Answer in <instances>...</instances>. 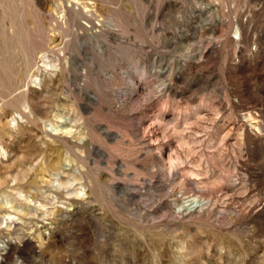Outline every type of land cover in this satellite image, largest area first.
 <instances>
[{
	"label": "rangeland",
	"instance_id": "1",
	"mask_svg": "<svg viewBox=\"0 0 264 264\" xmlns=\"http://www.w3.org/2000/svg\"><path fill=\"white\" fill-rule=\"evenodd\" d=\"M0 2V264H264V0Z\"/></svg>",
	"mask_w": 264,
	"mask_h": 264
},
{
	"label": "bare ground",
	"instance_id": "2",
	"mask_svg": "<svg viewBox=\"0 0 264 264\" xmlns=\"http://www.w3.org/2000/svg\"><path fill=\"white\" fill-rule=\"evenodd\" d=\"M3 1V0H2ZM8 2H10V1H8ZM1 3V2H0ZM79 3V2H78ZM91 3V2H90ZM88 4V3H87ZM87 4H85L84 5V8L86 7V5ZM7 5V4H6ZM0 6H2V5H0ZM76 6H77V4H76ZM90 6V5H89ZM13 7V6H12ZM11 7V8H12ZM75 7V6H74ZM91 7H93V6H91ZM5 8V7H4ZM7 9H8V7H7ZM71 9V8H70ZM76 9V8H75ZM77 9H78V7H77ZM86 10V12L87 11H90L91 9L90 8H88V7H86L85 8ZM2 10H4V9H2ZM1 10V11H2ZM69 10V9H68ZM6 11V10H5ZM13 11V10H12ZM2 13V12H1ZM81 13V12H80ZM79 13V14H80ZM83 13V12H82ZM85 13V12H84ZM10 14V13H9ZM8 14V15H9ZM85 15V14H84ZM1 17V16H0ZM10 17H11V15H10ZM13 17V16H12ZM84 17V16H83ZM11 19V18H10ZM4 19L2 18V21H3ZM13 20V19H12ZM14 21H16V20H14ZM10 22H11V20H10ZM17 23V22H16ZM8 25V24H7ZM6 25V26H7ZM15 25V24H14ZM5 26V25H4ZM3 26V27H4ZM5 26V27H6ZM12 26V25H11ZM11 26H9V27H11ZM13 29H14V27H12ZM3 29V28H2ZM4 30V29H3ZM12 30V29H11ZM2 31V30H1ZM11 32V34L10 35H12V31H10ZM2 33V32H1ZM6 33V32H5ZM8 34H9V32H8ZM3 35V34H2ZM4 35H6V34H4ZM9 35V36H10ZM14 35V34H13ZM8 36V35H7ZM6 38V37H5ZM27 52V51H26ZM35 54V53H34ZM26 57V56H25ZM40 58H41V61H42V63L45 65V66H50V67H56L57 66V64H56V62H54V60H52V59H50L47 55H46V53H41L40 54ZM35 61V60H34ZM33 59L32 60H27L26 62H25V65H24V68L22 69L21 67V69L23 70V77L24 78H26V79H30L31 81H35L36 80V76H35V73H33V71H31V68L32 67H34L35 65H33ZM36 64V63H35ZM17 69H19V68H17ZM16 69V70H17ZM22 70H20V71H22ZM19 71V70H18ZM19 73V72H18ZM20 77V76H19ZM20 79H21V77H20ZM16 80V79H15ZM2 85V84H1ZM5 87V86H4ZM4 87L2 88V89H4ZM18 87L19 86H15L12 90L11 89H9L8 91H10V93H11V91L13 92V90L14 89H18ZM5 88H7V87H5ZM4 90H6V89H4ZM7 91V92H8ZM4 92V91H3ZM6 92V91H5ZM19 96V98H17V100H18V103L20 104V105H22V104H24L23 103V101L25 100V96H24V94H23V92H20L19 94H18ZM14 102V101H13ZM17 103V102H16ZM16 103H15V105H16ZM71 130H70V128H67V127H65V132H70ZM80 134V133H79ZM76 139H78L77 137H76ZM64 141V140H63ZM66 142V141H65ZM66 145V144H65ZM74 146L75 147H77V148H79V147H81L80 149L82 150L83 149V151H85L86 149V145L85 144H78V143H75L74 144ZM75 154V153H74ZM76 156H78L77 154H75ZM81 157V156H80ZM86 159V158H85ZM85 159H80V162H81V166H83V167H85V170L82 172V177H85L88 181H91V175L93 174V172H92V169L91 168H89L88 167V163H86L85 162ZM155 160H156V158H155ZM154 160V161H155ZM158 162V161H157ZM59 163H60V161H59V158L56 160V161H53L52 163H51V166H52V168H55V169H57L58 167H59ZM155 165V164H154ZM158 165V164H157ZM92 173V174H91ZM22 174V173H21ZM20 174V175H21ZM94 175V174H93ZM81 176V175H80ZM80 176H78L77 174H73V173H71V172H67V176L64 178V179H61V180H59L58 181V184H57V186H67L68 184H71L72 183V181H74V180H76V179H78V178H80ZM98 180V179H97ZM93 181H94V179H93ZM92 181V182H93ZM81 190H83V188L82 187H78V188H75L74 189V191H73V194H75V195H78L79 193H80V191ZM35 197V196H34ZM193 197V196H192ZM190 200V199H189ZM192 202H194V203H198L199 205H200V207H201V205L203 204V202H201L200 200H199V197L198 196H194L193 198H191V203ZM193 203V204H194ZM18 206H20V207H23V205H21V204H19ZM48 246V245H47ZM46 247V246H45ZM47 248V247H46ZM49 248H50V246H49ZM12 249V248H11ZM47 250H50V249H47ZM12 251V250H11ZM187 252V251H186ZM185 253V252H184ZM40 257V256H39ZM51 257H52V259H56V256L54 255V254H52L51 255ZM51 257H50V259H51ZM42 259V258H41ZM58 259V258H57ZM31 260V259H30ZM34 261V260H33ZM53 261V260H52ZM44 262V261H43ZM41 263V264H44V263ZM55 262H56V260H55ZM36 263H38V262H36ZM3 264V263H2ZM56 264V263H55Z\"/></svg>",
	"mask_w": 264,
	"mask_h": 264
},
{
	"label": "built area",
	"instance_id": "3",
	"mask_svg": "<svg viewBox=\"0 0 264 264\" xmlns=\"http://www.w3.org/2000/svg\"><path fill=\"white\" fill-rule=\"evenodd\" d=\"M234 39H239V36H235Z\"/></svg>",
	"mask_w": 264,
	"mask_h": 264
}]
</instances>
